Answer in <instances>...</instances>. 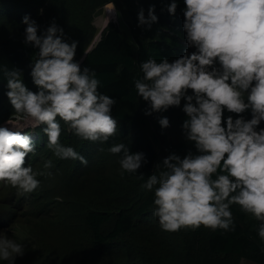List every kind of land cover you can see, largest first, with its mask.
Listing matches in <instances>:
<instances>
[{
    "label": "clouds",
    "instance_id": "clouds-1",
    "mask_svg": "<svg viewBox=\"0 0 264 264\" xmlns=\"http://www.w3.org/2000/svg\"><path fill=\"white\" fill-rule=\"evenodd\" d=\"M182 29L192 52L169 61L149 57L140 63L134 78L136 93L147 103L144 115L180 107L187 119L182 129L196 152L183 158L175 152L156 164L145 179L138 170L148 163L144 152H131L123 142L108 151L119 155L120 175L144 180L142 189L154 192L153 215L161 229L178 231L201 225L234 231L232 205L251 213L259 223L257 235L264 240V0H183ZM179 0H169L162 11L175 16ZM106 7L120 13L115 0ZM156 6L137 13L138 26L150 29L158 22ZM24 43L38 49L31 63V90L17 68L3 69L6 97L15 119L0 125V181L25 193L36 190L39 176L51 175L53 161H44L43 170L26 162L35 153L36 143L25 129L44 125L47 147L60 159L88 160L72 146L60 141L61 121L83 140L105 143L117 134L118 120L112 109L117 101L101 92L94 70L75 59L78 41L71 42L64 29L53 21L39 31L30 14L22 17ZM39 31V34H38ZM191 90V94H189ZM229 113L238 114L235 118ZM245 112L251 118L246 119ZM59 118V119H58ZM158 123L170 127L167 116ZM24 245L0 231V260L16 264Z\"/></svg>",
    "mask_w": 264,
    "mask_h": 264
},
{
    "label": "trees",
    "instance_id": "trees-1",
    "mask_svg": "<svg viewBox=\"0 0 264 264\" xmlns=\"http://www.w3.org/2000/svg\"><path fill=\"white\" fill-rule=\"evenodd\" d=\"M48 0H0V88L6 89V79L3 69L17 68L23 74L24 83L33 91H36L30 76V65L36 58L38 49L24 43L25 25L22 17L30 14L33 20L40 26L39 31L46 29L50 24V18L44 8L45 15L40 9ZM89 0H70V5L75 8L73 12L61 8L59 11V24L67 22L80 24L79 14L86 10ZM94 1V0H93ZM108 0H99L89 12L87 17V28L90 29L87 37L79 45L75 59L82 60L90 49L95 38V30L90 25V15L106 3ZM161 8L168 0H159ZM74 2V4H73ZM157 6V3H153ZM50 7V2L47 4ZM27 10V11H26ZM157 10V9H156ZM33 11V14L30 13ZM158 11V10H157ZM53 12V11H52ZM69 12V13H67ZM54 13V12H53ZM72 14V17H70ZM158 22L150 29L138 26L137 13H131V33L134 37L132 42L115 22H110L101 34V38L87 53L83 66L94 70L101 81L100 91L114 98L117 103L113 106L112 115L118 120L117 134L105 142L107 148L116 142L128 145L131 152H144L148 163L138 170L144 174L145 179L155 170L156 164L160 163L157 146H160L166 156L175 152L182 158L189 151L196 152L194 142L180 141L172 145L169 140L168 129H162L158 123L159 117L153 113L151 116L144 115L147 103L136 93L133 80L139 78L140 63L149 57L159 61L168 58L171 62L182 54L187 47L179 39V33H183V21L178 15L172 16L167 11H158ZM48 17V20H47ZM175 18V19H174ZM59 25V26H60ZM38 31V34H39ZM178 42V47L172 45ZM80 44V42H79ZM188 52H192L187 49ZM7 90V89H6ZM170 115H176L183 124L187 119L186 114L180 107H170ZM183 139V129H181ZM119 160V155L114 154ZM122 177V176H121ZM126 181L143 184L145 181L136 176L125 173L122 177ZM154 192L145 191L136 201L122 204L117 211L89 210L84 216V223L92 235L93 256H97L100 264L102 258L109 253L115 242L120 239L132 237L141 231L138 228L148 227V219L154 210ZM231 211L235 221L234 231L222 229H211L201 225L198 228L184 227L179 230L182 235L176 240H170L162 229L158 233L145 237L136 256L140 261L133 264H192L195 255L206 248L211 254L245 257L257 264H264V240L257 235L256 225L259 223L251 213L244 212L239 205H232ZM114 217V219H113ZM146 218V219H145ZM154 220L155 217H152ZM146 220V221H145ZM114 221L113 228L107 234L104 227ZM158 226V220L153 224ZM161 228V227H160ZM187 232V233H185ZM143 247H146L143 249ZM83 264H92L90 260Z\"/></svg>",
    "mask_w": 264,
    "mask_h": 264
},
{
    "label": "rangeland",
    "instance_id": "rangeland-1",
    "mask_svg": "<svg viewBox=\"0 0 264 264\" xmlns=\"http://www.w3.org/2000/svg\"><path fill=\"white\" fill-rule=\"evenodd\" d=\"M79 1L82 5V0ZM98 1L89 0L87 2L86 10H82L77 18L80 24L68 21L65 27H63L65 24H59V11L61 8H66L67 11L73 12L75 8L70 5V0H48L46 6L42 5L40 12L45 15L44 8H47L46 10L51 8L47 11L51 23L55 21L64 29L69 42L72 40L80 42L78 50L79 45L90 32L85 21H87L90 9ZM49 2L50 7L47 6ZM108 2L109 0L90 15V17L92 16L90 25L93 26L96 33L90 48L99 41L101 34L110 22L117 23L127 37L134 42L130 25L131 13H138L141 7L145 9L146 13L150 4L157 3L156 9L163 14L166 13V10L162 11L163 8H161L159 0H115L116 9L120 15L107 22L109 14H112L106 7ZM184 7L183 0H179L175 15H178L180 21L184 19L181 11ZM30 13L33 14V11ZM69 15L72 17V14ZM179 35V39H183L182 42L187 47L184 34L179 33ZM172 45L178 47V42H172ZM187 49L195 50L188 47ZM184 52L185 50L182 51V54ZM6 91V89L0 88V125L6 120L15 119L14 109L5 95ZM189 94H191V90H189ZM183 104L182 100L181 110ZM228 115L235 118L238 114L225 110L224 116ZM241 115H244L246 119L251 118L248 112ZM155 116L169 118L170 127L167 129L172 145L185 140L181 134L182 123L176 115H170L167 110L163 113H155ZM43 127L44 125L25 129V132L32 136L37 145L35 153H30L26 157L25 166L27 163H31L34 170H43L44 161L51 159L54 164V167L48 170L51 175L39 176L38 179L41 183L31 193H25L10 183L0 181V231L7 230V235L10 238L24 245V255L16 258V264H83L87 260L94 264V262H99L101 257L93 256L92 235L83 222L87 211H117L120 205L136 201L147 190L141 188V183L126 181L121 177L118 159L108 151L105 143L79 138L68 130L67 124L63 121H61L60 141L65 145L72 146L88 160V163L83 165L78 160L56 157L47 147V136L43 132ZM260 127H264V122H261ZM157 151L161 163L166 155L160 146H157ZM152 217H155L153 210L148 218L150 219L148 221H151L149 226L145 228L142 227L145 225H142L138 228L141 231L132 237L115 242L111 250L113 253L102 258L100 264H133L136 260L140 261V256L135 257L139 253V244L142 245L141 242L145 237L158 233V231L162 232L160 225H153L157 218L155 217L154 220ZM113 224L114 221L104 227L105 234L111 231ZM179 230L164 231L170 240H176L182 236ZM145 248L143 247V249ZM0 264H8V262L0 260ZM192 264L257 263L245 257L211 254L206 248H202L195 255Z\"/></svg>",
    "mask_w": 264,
    "mask_h": 264
},
{
    "label": "water",
    "instance_id": "water-1",
    "mask_svg": "<svg viewBox=\"0 0 264 264\" xmlns=\"http://www.w3.org/2000/svg\"><path fill=\"white\" fill-rule=\"evenodd\" d=\"M99 40H100V39H99ZM91 49H92V48H90V49L88 50V52H89ZM88 52H87V53H88ZM87 53H86V55H87ZM86 55H85V57H86ZM85 57H84V59H85ZM84 59L82 60V62L84 61ZM82 62H81V63H82Z\"/></svg>",
    "mask_w": 264,
    "mask_h": 264
},
{
    "label": "bare ground",
    "instance_id": "bare-ground-1",
    "mask_svg": "<svg viewBox=\"0 0 264 264\" xmlns=\"http://www.w3.org/2000/svg\"><path fill=\"white\" fill-rule=\"evenodd\" d=\"M111 15H112V14H111ZM109 16H110V14H109ZM109 16H108V17H109ZM106 24H107V22H106Z\"/></svg>",
    "mask_w": 264,
    "mask_h": 264
}]
</instances>
